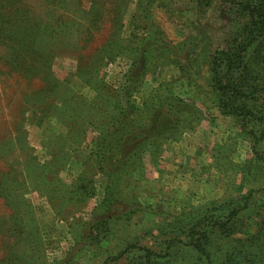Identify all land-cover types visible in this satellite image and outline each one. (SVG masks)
Listing matches in <instances>:
<instances>
[{
    "label": "rangeland",
    "instance_id": "rangeland-1",
    "mask_svg": "<svg viewBox=\"0 0 264 264\" xmlns=\"http://www.w3.org/2000/svg\"><path fill=\"white\" fill-rule=\"evenodd\" d=\"M12 2L6 32L27 33L34 52L49 49L52 87L0 58V264H105L128 249L109 259L127 263L143 254L137 247L163 252L161 239L175 235H159L163 223L264 187V142L215 107L201 65L226 47L232 15L222 0H140L146 12L138 0ZM10 39H0L4 61ZM114 103L135 122L130 130L140 124L124 149L139 142V160L126 162L110 191L120 201L105 211L109 180L91 155ZM256 198L237 236L264 264V195ZM174 246L164 264H207Z\"/></svg>",
    "mask_w": 264,
    "mask_h": 264
},
{
    "label": "trees",
    "instance_id": "trees-1",
    "mask_svg": "<svg viewBox=\"0 0 264 264\" xmlns=\"http://www.w3.org/2000/svg\"><path fill=\"white\" fill-rule=\"evenodd\" d=\"M138 1L137 8L141 9L142 7L143 12H146L148 5L143 7L140 0ZM195 1L207 6L212 0ZM222 1L228 5L232 15L226 47L216 49L210 56H207L208 58L201 65L205 67V79L212 93L211 101L215 107L222 114L236 118L242 132L257 144L261 141L264 142V0ZM150 2L148 1V4ZM11 6L14 7L12 0H0V8L7 12L6 14L2 13L3 15L0 17V39H5L7 33L11 38L9 46L11 48L7 49L6 61L2 57L0 58L10 70L16 71L26 78L44 76L41 79L45 78L43 82L47 84L48 88H51V83H48L45 77H48L50 68L49 49L44 48L34 52L26 45L31 46L32 44L31 37H26L27 33L14 36V33L6 32L9 31L8 27L11 25L9 15ZM1 42L0 40V44ZM150 46L151 43L147 42L143 47L144 55L151 50ZM139 48L135 49L136 54L140 51ZM24 49L26 53L23 51ZM162 50H167V48L164 47ZM40 59L41 61L38 62ZM198 59L200 56L196 57V60ZM111 108L110 117L100 128L94 140L91 155L94 168L109 180L101 204L105 211L114 202L120 201L117 198L118 194H113L110 191L117 188L118 175L125 169L126 162L133 161L132 164L135 165L134 162L139 160V152H136V149L140 146L138 142L129 151L124 150L125 145L136 141L132 136L139 132L140 124L130 130L135 122L127 119V116L124 115L126 110L115 103ZM133 110L137 111L136 108ZM256 155L257 159L264 162L262 154ZM82 187L83 185L76 183L73 189H76L75 192L80 193L81 196L82 194L87 196L89 190L86 191ZM256 194L263 196L264 187L248 189L245 194L237 198L209 204L196 213H192L193 211L183 213L182 216L173 219V223H163L158 229L159 235H167L168 232L175 234L168 239H161L162 241L167 240L163 252L160 253L147 247H137L142 250L143 254L136 258L126 257L124 260L127 263L123 262V264L167 263L168 259L166 260V258L171 255L175 248L174 245L191 248L198 253L200 260L207 264H261L251 257L252 243L237 236L241 231H244L243 233L248 231L243 226V221H240V215L253 207L256 201L260 202V199L256 198ZM95 222L90 228L96 227V224L99 223L97 220ZM257 236L264 238V216L260 220ZM217 242L220 245H216ZM214 250H219L218 253L223 251L221 257L215 259L213 257L215 256ZM128 251L125 249L109 259L119 260L126 252L129 254ZM109 259L105 261V264H109Z\"/></svg>",
    "mask_w": 264,
    "mask_h": 264
}]
</instances>
